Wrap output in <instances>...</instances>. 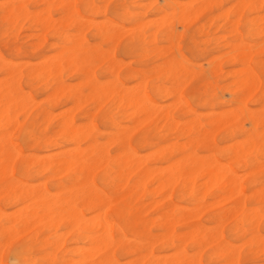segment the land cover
I'll list each match as a JSON object with an SVG mask.
<instances>
[{"label": "bare ground", "instance_id": "6f19581e", "mask_svg": "<svg viewBox=\"0 0 264 264\" xmlns=\"http://www.w3.org/2000/svg\"><path fill=\"white\" fill-rule=\"evenodd\" d=\"M112 1L0 3V43L17 59L3 61L0 55V117L5 120L0 199L13 208H0V243L20 237L17 229L37 226L24 244L19 242L23 251L45 231L52 240L43 237V246L67 234L87 243L65 249L80 256L74 262L51 253L41 264H121L115 256L121 248L135 256L122 264L146 256L148 264H202L203 256L207 264L260 258L264 263V0H117L111 7ZM131 6L144 10L131 11ZM112 14L128 19L130 27L115 23ZM185 37L190 51L197 38L214 44L215 52L197 49L199 56L206 55L210 76H201L203 62L192 64L180 53ZM25 38L30 41H19ZM124 56L133 57L137 67ZM222 61L229 64L226 70ZM73 77L76 84L67 82ZM36 89L50 107L37 114L45 124L56 122L52 133L67 145L59 152L60 144L47 133L35 137L29 154L11 140L19 123L16 111L35 103L31 92ZM183 93L205 110L194 109ZM84 105L78 121L68 115ZM106 106L120 115L114 122L108 117L114 128L110 142L117 144L113 157L94 127L85 124ZM54 108L61 110L54 113ZM177 110L185 115H175ZM25 130L32 136L31 128ZM96 176L111 195L96 187ZM144 208L153 213L144 215ZM110 216L146 242L131 247L121 231L116 238ZM15 258L18 264H36L21 253Z\"/></svg>", "mask_w": 264, "mask_h": 264}, {"label": "rangeland", "instance_id": "374dc122", "mask_svg": "<svg viewBox=\"0 0 264 264\" xmlns=\"http://www.w3.org/2000/svg\"><path fill=\"white\" fill-rule=\"evenodd\" d=\"M3 1L5 0H0V3H2ZM115 1V2H113ZM110 4L111 7H115L116 6V3L118 2L117 0H113ZM146 1V2H145ZM150 0H141V3H148ZM163 1L162 0H159V4H162ZM229 5V3H225V7H227ZM133 8V9H132ZM81 9V8H80ZM144 10V9H139L137 7H130V10ZM82 10V9H81ZM131 10V11H132ZM110 13L113 11V8H110L108 10ZM215 13H218L219 10L218 9H215L214 11ZM82 13L84 15H87V13H85L84 11H82ZM114 15V14H112ZM114 15L113 16V21L115 23H117L118 25H121V26H124L125 28H127L128 26L130 27V22L128 21V19L126 18H123L122 16H116ZM119 18V19H118ZM98 20L101 19L100 17L97 18ZM128 21V22H127ZM242 25V24H240ZM242 29V30H241ZM217 31V29L213 27L210 28V33L212 32V34H214L215 32ZM239 31L244 35V29L242 26L239 27ZM90 33H88L87 35H89ZM189 34H193V32H189ZM231 34H228V36H230ZM49 37V38H48ZM46 39H47V42H50L52 39L49 35H46ZM200 39V38H199ZM199 39L197 38V42H198V45L197 47L193 48L191 51L187 49V39L186 37L183 38L181 41V44L179 46V50H180V53L182 54V56L184 58H187L192 64H197V63H200V62H203V67L205 68V70H203L201 73V76H210V69H211V66L209 64H207L205 62V56H199V52L197 51V49H206L209 53L211 52H215V47H214V44L212 42H209V43H204V42H199ZM20 42H23V43H27L28 41H30L29 38H25V39H20L19 40ZM184 44V45H183ZM103 47L105 48L106 47V44L103 45ZM0 48H2V50L0 49V55L3 59V61H13V62H16L17 59L14 55H12L11 53H9L8 49L6 48V46L2 45L0 43ZM184 48V50H183ZM5 50V51H3ZM183 50V51H181ZM3 51V52H2ZM194 51V52H193ZM193 52V53H191ZM8 53V54H6ZM187 53V54H186ZM196 54V55H195ZM6 55V56H5ZM10 55V56H9ZM185 55V56H184ZM117 56L119 57L118 53H117ZM198 56V57H197ZM200 58V59H199ZM6 59V60H5ZM30 61H33V62H37L38 60H36L35 57H29L28 58ZM126 62H129L130 63V67L131 68H134V67H137V63L135 62L134 63V58L133 57H130V56H124L123 58ZM197 60V61H196ZM2 62V61H1ZM0 62V71H1V67H2V63ZM223 63V64H222ZM134 65V66H133ZM220 65L222 66L223 70H226L228 67H229V64L226 63V62H221ZM195 68L198 70L199 67L198 66H195ZM124 70H127V67H124L123 69V72ZM206 72V73H205ZM98 74V72H97ZM152 77L155 76V73H151ZM0 77H1V73H0ZM222 82H225L226 79L225 77H222L220 79ZM67 82H69L70 84H76L78 82L77 78L76 77H73L72 79H67ZM25 83H21V88L24 92L28 91V88L26 85H24ZM83 90V94H86L87 93V89L84 90V88H82ZM35 93V94H34ZM150 94H152L153 98L155 100H157L159 103L163 104L165 101L163 100V98H158V96L156 94H153V92L149 91ZM186 93V92H184ZM183 93V97L186 101L189 102V104L196 110H198L199 112H203L205 109V107H203L202 105H194V103H192V101L189 99L188 100V95L187 94H184ZM31 94L33 95L34 97V100H35V103H32L30 105H27L25 108L21 109V110H18L16 111L17 112V115H16V118H17V121L19 122L16 126V128L14 130H12V142L13 144H15L17 146V148L21 149L23 151L24 154H29V153H33L34 150L32 149L33 148V145H34V139L35 137H41L43 134L47 133L49 136H52L53 138V141L55 142H58L60 145L58 147H56L55 149V152H59L61 151L62 149H64L67 145L66 143H64L61 139H59L54 133H52V131H54L56 129V122H53L50 123V124H45V122L42 120V118L37 114L38 113V110L40 108H47V109H50L48 103L46 101H44V97L45 95L43 94L42 95V92L39 90V89H36V90H32ZM157 96V97H156ZM158 98V99H157ZM163 100V101H161ZM38 101V102H36ZM191 101V102H190ZM86 105H84L82 108H79V109H75L74 112L71 110L68 115H71L76 118V121H78V118L82 116V109L85 107ZM91 105H88L87 107H89ZM200 107V108H199ZM203 107V108H201ZM30 108V109H29ZM36 108V109H35ZM107 106L104 108V109H101L100 111H97L96 113H94L92 116L90 117H87L85 119V124H90L94 127L95 129V133L97 135L98 140L99 142L104 145L105 149L108 150L109 152V156L110 157H113L116 152V148H117V144L116 143H111L110 142V132H113L114 131V128H112V121H119L120 120V115L119 113L116 111V109H106ZM106 109V111H105ZM201 109V110H200ZM34 110V111H33ZM59 110V108H54L52 109V111L54 113H57ZM103 110V111H102ZM78 111V112H77ZM73 112V113H72ZM21 113H22V116H21ZM118 113V114H117ZM13 114V113H12ZM101 114V115H100ZM100 115V116H99ZM106 115V116H105ZM175 115H180L181 117L184 116V112L183 110H177V112L175 113ZM31 117V118H30ZM108 117H111V120L108 118ZM34 118V119H33ZM184 118V117H183ZM15 119V118H14ZM55 119V118H54ZM99 119V120H98ZM186 119V118H184ZM184 119H181V121H183ZM28 120V121H27ZM90 121V122H89ZM108 121V122H107ZM3 123V124H2ZM4 123H5V120L2 119L0 117V126H4ZM99 123V124H98ZM107 123V124H105ZM24 124V125H23ZM44 125V126H43ZM101 125V127H100ZM22 126V127H21ZM35 126V128H34ZM10 125H6L5 128L7 129V131H9L11 128ZM49 127V128H48ZM105 127V129H104ZM26 128H31V132H32V136H27L26 135ZM51 128V129H50ZM21 129V130H20ZM18 130V132H17ZM50 130V131H49ZM39 131V132H38ZM44 131V133H43ZM17 134V135H16ZM101 135V137L99 136ZM18 138H17V137ZM16 137V138H15ZM147 140L149 142V140H151L153 138V132H149V135L147 136ZM103 138V139H102ZM26 141H25V140ZM20 141V142H19ZM22 141V143H21ZM102 141V142H101ZM217 142L219 144V146H222L223 144L220 143L217 139ZM106 143V144H105ZM107 143H109L110 145H108ZM114 148H112V147ZM25 147V148H24ZM24 148V149H23ZM29 149V150H28ZM139 149V148H138ZM143 148L139 149L138 152L139 153H142L144 150H142ZM111 150V151H110ZM141 151V152H140ZM46 151H41L39 152L38 151V154H44ZM101 169H98L97 173L98 172H101L99 171ZM15 175H17L15 173ZM22 178V177H21ZM22 181H24L22 179ZM95 185L97 188H99L101 191L107 193L108 195H111L110 191L107 189L106 186H102L101 183L99 182V178L96 176L95 177ZM35 181H29L28 180V183H34ZM99 183V185H98ZM49 185V186H48ZM47 186L48 188H52V185L50 183H47ZM105 187V188H104ZM148 195H146L145 197H143L142 199V202L144 204H146L147 202H149V200L146 198ZM173 200L174 201H177L179 202L180 204H185V201H180L179 199H177L176 197H173ZM2 204V205H1ZM0 208L6 212H9V211H12L13 208L11 207H8V206H5L2 202V198L0 199ZM153 213V209L152 208H144L143 209V214L144 215H147L149 216L150 214ZM90 214L87 213V216H89ZM110 219H112V216H110ZM8 223V224H7ZM112 223L114 225V228H113V231H114V235L115 237L117 238L118 236V233L123 232L124 233V243L129 245V246H136L137 243L141 242L142 244L146 242V240L143 238V239H140L136 234H133L131 233V230H128V229H124L122 228V226L118 223L117 220L115 219H112ZM4 226H7L10 225L9 222H4L3 223ZM21 229V228H20ZM20 229H17V234H21L20 237L19 235L18 236H15L13 235L9 240H6V239H1V243H0V249L3 247V243H4V247L1 249L0 251V255L2 256V264H18V261H17V258H15V254L16 253H21V255H25L27 257H30V258H33L36 262V264H41L43 263V259L45 257V255H49L51 253H55L56 256L58 257V260H60V257H64V258H72L73 262L75 260H78L80 258V256L75 253V252H68L66 251L65 249H67L68 245L69 247H74V246H80V247H84V246H87V243L86 241L85 242H75V238H73L74 234H67V235H64L63 238H61L58 243H55V244H49V245H46V246H43L40 241L43 237H49V240L51 241L52 238L50 237V234L49 232L45 231L43 233L40 234L39 238L32 242V243H29V250L28 251H23V249L25 248V246L23 245L27 239H28V235L34 231L37 230V226H33V227H30V228H22V230ZM24 229H27V230H24ZM21 231V232H20ZM62 231V230H61ZM60 231V232H61ZM59 232V233H60ZM127 232V233H126ZM157 229L156 228H152V233L155 234L157 233ZM130 233V234H129ZM27 234V235H26ZM24 236V238H23ZM26 236V237H25ZM69 236V237H68ZM225 236L228 237V233L225 232ZM21 238H23L21 240ZM66 238V239H65ZM69 238V239H68ZM135 238V239H134ZM20 239V240H19ZM74 240V242H73ZM6 241V243H5ZM9 241V242H8ZM14 241V242H13ZM16 241V242H15ZM62 241V242H61ZM23 243L21 244L22 246H20V243ZM61 242V243H60ZM232 243H236V242H233L231 241ZM18 243V244H17ZM60 243V245L58 246V244ZM134 243V244H133ZM11 245V246H10ZM16 245V246H15ZM8 246V247H7ZM58 246V247H56ZM10 247V248H9ZM14 247H15V251L14 250ZM7 248V249H6ZM13 248V249H12ZM9 249V250H8ZM38 249V250H37ZM7 250V251H6ZM18 250V251H17ZM156 250V249H155ZM189 249H187L188 251ZM11 251V252H10ZM6 252V253H5ZM173 252V251H171ZM170 252V253H171ZM190 252V251H188ZM156 253V251H155ZM5 254V255H4ZM77 256V257H76ZM118 262H120L121 264L124 263V262H129L133 260V258L135 256H127L125 254V249L121 248L120 250H117L116 251V254H115ZM126 257V258H125ZM205 256H203L202 258V261L201 263L202 264H207V260L206 257L204 258ZM78 258V259H76ZM5 259V260H4ZM121 259V260H120ZM143 261H141L140 259V262L137 261L136 263L133 262V264H148L150 258L149 257H145V258H142ZM205 260V261H204ZM148 261V262H147ZM139 262V263H138ZM205 262V263H204ZM264 264L262 262V259H256V260H253V261H250V260H245V259H242L241 261V264ZM68 264H74V263H68Z\"/></svg>", "mask_w": 264, "mask_h": 264}]
</instances>
